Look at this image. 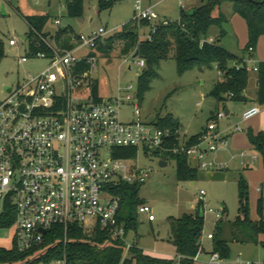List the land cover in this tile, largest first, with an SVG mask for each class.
<instances>
[{
    "label": "built area",
    "instance_id": "2783aa9c",
    "mask_svg": "<svg viewBox=\"0 0 264 264\" xmlns=\"http://www.w3.org/2000/svg\"><path fill=\"white\" fill-rule=\"evenodd\" d=\"M136 10V20L153 23L152 33L156 32L157 23L170 22L160 19L154 6L144 7L141 0L137 1ZM55 23L61 27V17ZM109 32L100 27L90 33H74L71 47L63 39L42 36L45 48L33 51L29 47V54L20 62L42 58L49 60L50 66L35 75L29 73L24 82L8 88L7 98L0 102V220L13 219L14 244L21 252L42 253L49 231L55 227L64 231V257L34 264H69L66 248L73 226L83 228L88 235H94L101 227L112 240L123 241L124 258L130 256L137 243L129 239L125 224L120 221L123 196L116 189L122 184H143L152 176V169L138 163L142 150L145 154L171 150L187 155L207 172L228 168L210 156L230 144L218 133L217 122L208 123L199 140L191 143L190 138L181 136V129L174 131L143 120L137 102L136 118L123 119V106L139 99V89L133 84L120 86L111 96L101 91L95 95L94 87L99 81L98 48ZM146 38H152L151 32ZM10 44L17 46V39H11ZM249 51L253 53L255 48L250 47ZM130 57L126 58L129 70ZM138 64L145 67L146 61L139 59ZM254 69L259 70L257 65ZM260 112L261 107L254 105L244 112V120ZM226 116V111L221 110L214 119L219 121ZM243 130V126L237 127V131ZM173 138L178 142L168 148ZM117 147H139L140 151L136 158H121L115 156ZM241 156L246 158V152ZM205 194L202 190L199 198L203 211L207 208ZM139 210L155 220L149 204L141 205ZM223 217L224 213H218V219ZM209 237L213 238V233ZM181 259L176 257L177 264ZM214 259L221 258L214 254Z\"/></svg>",
    "mask_w": 264,
    "mask_h": 264
},
{
    "label": "rangeland",
    "instance_id": "374dc122",
    "mask_svg": "<svg viewBox=\"0 0 264 264\" xmlns=\"http://www.w3.org/2000/svg\"><path fill=\"white\" fill-rule=\"evenodd\" d=\"M113 1L109 7L101 8L102 2ZM138 0H85V13L81 18L68 15L67 7L63 0H0V37L5 43V55L0 62V102L7 98V89L24 82L31 73L35 75L47 69L51 62L38 58L35 61L20 62V58L29 54L28 34L30 26L26 16L49 14L50 20L46 32H51L50 37L55 38L60 28L71 26L75 33H90L93 30L105 27L110 32L106 36L114 35L127 25H133L138 16L136 10ZM208 0H141L144 7L157 4L155 11L160 19H169L177 22L181 18L182 10L187 11L192 6H201ZM51 3V5H50ZM223 13L227 20L223 27L228 35L222 43L237 52L248 42V23L240 15L234 13L232 2L224 3L216 14ZM62 19V26L55 23L57 18ZM222 27L214 25L209 30L208 38L219 34ZM140 35L146 38L150 33L149 27H141ZM16 38L17 46H12L10 40ZM120 45L115 46L111 57L103 52H98L99 69L96 78L100 81V91L105 96L116 94L120 86L133 84L139 88V77L145 67L138 64L139 58L130 57L132 68L128 69L127 56L120 53ZM251 87L248 89L249 97L253 96L254 78L258 74L254 66L257 59L254 54L250 57ZM160 77L156 78L147 91L143 100L137 98L125 104L121 110L125 121L135 119V103L141 108V117L146 121H156L159 118L173 115L178 121L181 136L190 138L200 133L211 122H217L218 133L230 140L227 149H220L210 156L226 163L228 168L224 171L226 178L214 180L208 172L200 170L196 180L178 179L176 160L167 153L145 154L142 150L139 156V165L152 169V176L140 186V199L152 207L155 220L151 222L149 215L141 213L138 209L139 228L129 232V239L136 240L145 251L166 257H177V249L173 243L172 221L184 214H196L199 211L200 193L205 191L206 226L202 245L204 253L194 264H264V246L262 244L233 243L231 256L225 260H215L211 253L214 241L208 238L213 233L218 213H224L225 219L235 220L239 214V180L244 177L249 184L250 208L252 216L257 220L258 200L260 190L264 184V162L261 154L252 148L248 132L250 129L259 130L264 126V105L262 113L244 120L245 107L250 101L228 100L226 107L231 113L221 119H212V112L225 107L211 95L215 84L223 78L217 67L195 68L185 73H180L177 61L170 57L163 61L159 67ZM201 103V104H200ZM243 126V131H237L238 126ZM228 135V136H227ZM242 152L247 157L242 158ZM256 157V160H253ZM221 158V159H220ZM165 159L168 166L161 165ZM131 196V191L129 192ZM131 198V197H130ZM130 199L122 205V215L128 216L131 211ZM16 228L14 225L0 227V246L12 248L15 241ZM90 233V231H89ZM92 236V234H89Z\"/></svg>",
    "mask_w": 264,
    "mask_h": 264
},
{
    "label": "trees",
    "instance_id": "16d2710c",
    "mask_svg": "<svg viewBox=\"0 0 264 264\" xmlns=\"http://www.w3.org/2000/svg\"><path fill=\"white\" fill-rule=\"evenodd\" d=\"M70 17L81 18L85 13V0H63ZM227 2H232L235 13L242 16L248 23L249 42L246 49L256 47L260 38L264 36V0H208L205 4L194 8L192 11L182 10L181 18L177 22L157 23V30L152 33L153 23L149 20H136L133 25H127L123 30L101 42L98 52L111 57L115 46L120 45L122 56H134L139 53V59L146 61L144 71L139 77L138 97L143 100L147 91L151 89L153 81L160 77L159 67L161 63L170 57L177 61L178 71L185 73L195 68H215L222 72L223 80H219L211 91V95L219 103L226 105L230 99L246 101V91L250 83V70L247 59L225 48L221 41L227 35L222 28L217 40L210 41L207 37L209 30L214 25L223 26L227 20L223 13L216 14L218 9ZM113 1L102 2L101 8L109 7ZM30 26L28 34L29 47L37 51L45 48L43 37H50L51 32H46L50 20L49 14L26 16ZM141 27H149L152 38H142ZM75 32L71 27L60 28L56 38L63 39L67 47H71L70 40ZM44 45V46H43ZM5 55V43L0 37V62ZM258 103L264 105V62L258 65ZM100 92V83L95 85L96 96ZM216 116V115H215ZM215 116L211 117L212 119ZM161 127H169L174 131L180 129V124L175 121L173 115L159 118L156 121ZM201 132L190 137L191 143L199 140ZM249 140L254 148L261 154L264 162V131L256 132L250 129ZM178 141L173 138L168 148H173ZM139 147H117L115 156L121 158H136ZM158 151L157 153H159ZM176 160L178 179L196 180L200 169L187 155L175 154L173 151L164 152ZM165 160V159H163ZM142 184H122L116 189V193L123 196V203L131 200V211L127 217L120 212V221L125 224L127 233L137 231L139 228L138 209L145 204L139 191ZM262 194L258 200L259 219H254L250 208L249 184L244 177L239 180V214L235 220H227L225 217L218 219L213 232L214 251L225 260L231 256L233 243H256L264 246V184ZM131 191V198L129 192ZM199 205L196 214H184L180 218H173L172 231L173 243L177 249V256L182 257L180 264H194L202 251V238L204 236L206 218ZM224 213L226 209L224 208ZM13 225V219H1L0 226ZM64 231L61 227H55L49 231L43 245L42 253L36 251L21 252L14 244L12 248L0 246V264H34L40 260L53 262L64 257L65 247L62 243ZM69 243L67 245V257L69 264H177L175 259H163L147 254L145 250L136 245L130 256L124 258L125 243L120 240H112L107 231L98 228L97 232L89 236L78 226L70 228ZM39 255V256H38ZM37 256V257H36Z\"/></svg>",
    "mask_w": 264,
    "mask_h": 264
},
{
    "label": "crops",
    "instance_id": "0c3cea01",
    "mask_svg": "<svg viewBox=\"0 0 264 264\" xmlns=\"http://www.w3.org/2000/svg\"><path fill=\"white\" fill-rule=\"evenodd\" d=\"M50 5H51V3H50ZM151 6H154V8H156L157 7V4H153V5H151ZM196 7H199V6H192L190 9H188L187 11H192L194 8H196ZM234 13H235V11H234ZM235 14H237V13H235ZM237 15H239V14H237ZM69 27H71V26H69ZM222 28H224L223 26H221ZM72 28V27H71ZM73 29V28H72ZM225 29V28H224ZM222 30V29H221ZM226 30V29H225ZM227 31V30H226ZM220 33H221V31H220ZM220 33L219 34H216V36L215 37H212V38H209L210 40H217L218 38H219V36H220ZM113 35V34H112ZM112 35H110V36H112ZM227 35H228V31H227ZM226 35V36H227ZM109 36V37H110ZM225 36V37H226ZM224 37V38H225ZM108 38V37H107ZM107 38H106V40H107ZM223 38V39H224ZM222 39V40H223ZM106 42V41H105ZM248 42H249V27H248ZM248 42H247V44H248ZM221 44L225 47V48H227L229 51H231V52H233V53H235V54H237L238 56H240L241 58H245V59H249L251 56H252V54H254L255 55V57H256V59H257V66L260 64V63H262V62H264V36L263 37H261L260 38V41H259V43H258V45L255 47V51L253 52V53H251L250 51H249V49H246V46H247V44L245 45V47H243L240 51H237V52H235V51H233V50H231L230 48H228L227 46H225L223 43H222V41H221ZM258 72V71H257ZM258 78H259V75L257 74L256 75V77L254 78V92H253V96L252 97H249V94H248V89L251 87V78H250V83H249V86H248V89H247V91H246V96H247V100L248 101H250L249 103H248V105L245 107V109L244 110H247V109H249L250 107H252V106H254V105H259L260 103H258V90H259V82H258ZM221 80H223V78L221 79ZM261 107V106H260ZM221 110H225L226 112L228 111V115L231 113V109H229L228 107H226V105H225V107H223V109L222 108H219L218 109V111H213L212 112V117L213 116H215L216 114H217V112H219V111H221ZM262 111H263V109L261 108V112L260 113H262ZM259 115V114H258ZM263 123H264V121H263ZM253 130H255V129H253ZM256 132H260V131H264V126H263V128L262 129H259V130H255ZM202 132V131H201ZM199 134V133H198ZM197 135V134H196ZM194 136V135H193ZM228 136V135H227ZM192 137V136H191ZM250 141V140H249ZM250 145L252 146V148L254 149V150H256L255 148H254V146L251 144V142H250ZM217 159V158H216ZM221 159V158H220ZM218 161H220V160H218ZM226 170V169H225ZM224 170V171H225ZM262 188V187H261ZM261 191H262V189H261ZM225 217V216H224ZM255 219V218H254ZM150 220V219H149ZM151 221V220H150ZM151 222H153V221H151ZM215 228V227H214ZM173 232V231H172ZM214 232V231H213ZM211 234V233H210ZM173 237V240H174V236H172ZM208 238L209 239H212L213 240V238H210L209 237V234H208ZM263 239H264V237H263ZM133 240H135L136 241V243H137V245L139 246V247H141L140 246V244H139V242L136 240V238L135 239H133ZM250 244V243H249ZM142 248V247H141ZM144 249V248H143ZM145 250V249H144ZM204 248H203V246H202V251L200 252V254L198 255V257L196 258V260L204 253ZM213 251H214V248H213ZM213 251L211 252V253H213ZM147 254H150V255H152V256H156V257H160V258H163V259H175L176 257H164V256H157V255H153V254H151V253H149V252H147V251H145ZM177 252V251H176ZM196 262V261H195Z\"/></svg>",
    "mask_w": 264,
    "mask_h": 264
},
{
    "label": "water",
    "instance_id": "95a60500",
    "mask_svg": "<svg viewBox=\"0 0 264 264\" xmlns=\"http://www.w3.org/2000/svg\"><path fill=\"white\" fill-rule=\"evenodd\" d=\"M139 55V53L137 52L133 57L134 58H137ZM131 68V67H130ZM228 114V111L226 112ZM161 165L166 167L168 166V162L166 160H161ZM208 176L211 178V179H214V180H221V179H225L226 178V173L224 171H215V172H212V171H209L208 172ZM43 232L46 233V230H43Z\"/></svg>",
    "mask_w": 264,
    "mask_h": 264
}]
</instances>
